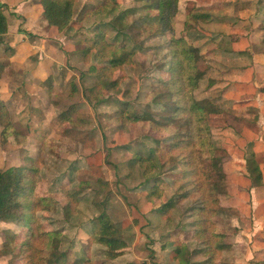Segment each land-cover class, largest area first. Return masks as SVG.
Wrapping results in <instances>:
<instances>
[{
  "label": "rangeland",
  "instance_id": "374dc122",
  "mask_svg": "<svg viewBox=\"0 0 264 264\" xmlns=\"http://www.w3.org/2000/svg\"><path fill=\"white\" fill-rule=\"evenodd\" d=\"M98 1L76 0V23L64 30L66 38L51 34L48 26L33 33L15 23L11 24L9 34L1 36L0 168H35L31 174L35 180L33 197L38 204L33 222L37 237L30 238L31 245L23 253L20 244L25 239L26 227H16L12 240L16 249L12 254L4 244L9 238L7 224L0 221V264H177L168 258V250L161 248V242H165L161 224L149 227L151 223L147 222L150 188L146 180L154 177L164 193L156 198L157 202L172 205L166 214L167 223L174 229L192 226L193 198L205 188L201 186L191 197L181 199L185 186L180 185L185 184L177 164L180 159H189L188 154H193V158L191 163L188 160L187 167L197 164L192 142L167 151L154 140L170 139V129L165 127L157 133L148 121H128L121 112L125 107L136 108L149 101L156 68L167 53L169 37L158 35L143 41L128 37L124 43L134 53L132 60L108 70L104 77H95L90 68L102 58L92 47L91 28L109 19L86 13ZM181 1L177 35L181 29L179 19H183L187 5ZM188 35L193 41L201 37H195L193 31ZM65 41L72 48L64 47ZM198 49L197 61L202 72L198 95L212 98L225 109V113L222 109L213 115L212 121L214 140L221 147L222 137L226 143L229 140L222 130L225 124L229 125V113H243L242 109L233 110V104L244 102L223 98L215 83L220 78H212L219 70L223 72L220 66L225 64L218 61L219 49L204 46L205 53ZM152 106L158 109V105ZM68 109L71 110L66 112ZM136 149L152 161V173L145 174L137 164L129 163ZM190 177L191 183H200L198 172ZM103 211L108 212L126 242L115 258L104 255L105 246L93 240L97 217ZM234 211L230 207L219 210L212 217L211 226L228 233ZM41 230L58 233L59 241L39 236ZM203 237L204 234L196 241L190 240L189 247H198ZM51 252L59 256L58 260ZM152 253L154 257L150 256ZM210 253L211 249L206 250L193 259L201 260ZM229 253L236 255L237 250Z\"/></svg>",
  "mask_w": 264,
  "mask_h": 264
},
{
  "label": "trees",
  "instance_id": "16d2710c",
  "mask_svg": "<svg viewBox=\"0 0 264 264\" xmlns=\"http://www.w3.org/2000/svg\"><path fill=\"white\" fill-rule=\"evenodd\" d=\"M40 1L42 13L53 28L62 31L73 25L76 0ZM180 2L181 0L98 1L87 13L95 17H109V19L101 20L91 28L92 47L95 46V52L102 60L92 65L90 69L95 72L93 74L95 77H104V73L108 70L132 60L134 53L128 50L124 43L127 39L135 40L136 38V41H143L153 36L168 35L166 44L168 54L164 53L159 67L156 68L157 76L153 78L149 101L136 108L132 105L125 107L121 112L128 121H148L157 133L165 127L170 129L172 131L170 139L156 137L154 140L155 144L161 145L167 151L171 152L175 148L192 142L197 164L194 167H187L189 162L191 163L193 154H188L189 159L183 161L180 159L177 162L181 167V180L183 179L185 184L180 185V188L185 186V191H181V199L191 197L190 195L201 186L205 188L200 196L193 198L190 207L193 218L190 231L196 238L204 234L201 240L204 245L201 253L212 250V253L197 260V263L212 264L216 255L229 247L223 242V234L210 223L212 217L225 207L222 201L229 191V179L224 169L225 155L221 153L225 149L216 144L212 132L213 115L220 113L223 108L212 98L198 95L202 76L197 61L199 49L188 34L193 30L199 31L200 22L231 19L226 14L215 12V8L228 5L225 1L209 6L194 1L188 7L182 22V30L177 35L176 18L180 11ZM262 3L264 4V0H259L257 4L262 5ZM260 28L264 30V19L261 21ZM6 31L7 19L0 7V34ZM152 104L158 105V109L155 110ZM129 163L137 164V167L145 174L152 173L154 170L152 161L139 149L134 151V156ZM34 170L33 167L20 165L6 169L0 168V221L7 224L6 232L9 238L4 244L10 247L9 252L12 254L16 249L12 240L17 234V226L22 225L27 229L25 239L20 244L21 253L28 250L31 245L30 238L37 237V227L33 226L34 210L38 204V200L33 197L35 180L31 172ZM247 170L253 185H260L263 182L260 159L255 155L247 159ZM196 172L200 176V183H191L193 180L190 175ZM151 180H156V177L146 181ZM177 180L180 178L178 177ZM151 195L159 199L163 197V186L155 184ZM170 206H172L170 202H162L160 208L166 210ZM97 218L98 226L93 234V240L105 246L104 255L115 258L126 246V242L108 212L103 211ZM38 235L59 241L58 233L53 231L41 230ZM51 253L58 260L59 256ZM178 253L188 254V249L183 243Z\"/></svg>",
  "mask_w": 264,
  "mask_h": 264
},
{
  "label": "crops",
  "instance_id": "0c3cea01",
  "mask_svg": "<svg viewBox=\"0 0 264 264\" xmlns=\"http://www.w3.org/2000/svg\"><path fill=\"white\" fill-rule=\"evenodd\" d=\"M183 1L187 5L183 19H179L181 22L180 31L186 11L192 2L196 1L204 6L223 1L228 3L223 8H215V12L226 14L231 20L200 22V30H193V32L195 37L199 35L201 37H197L193 43L200 48L201 53H205L204 46L207 49H219L221 54L218 61L225 64L220 66L223 72L219 70L212 74V78H220L217 79L219 82L215 83H217V87L220 86L223 98L244 102L233 104V110L242 109L243 113L230 112L231 119L227 122L229 125L225 124L223 129L220 128L224 130L225 136H229L227 143L223 141L226 139L225 137L221 138L223 144L221 147L225 149L221 152L225 155L224 169L229 179V191L222 203L225 207L233 208L235 211L229 224L230 226L233 224V230L228 228L227 233L219 228L216 229L223 234V242L229 247L217 255L214 263L264 264V30L260 28L261 21L264 19V7L257 4L259 0ZM0 7L7 19V31L0 34V39L1 36L10 33L11 24L14 23L33 33L48 26V31L51 34L66 38L65 29L58 31L49 25L42 13L40 0H0ZM10 16L15 18L11 19ZM75 23L76 20L72 26ZM23 35L27 38L26 34L23 33ZM199 39L202 41L200 42ZM210 41L211 45H209ZM64 44L66 45L64 47L72 48L70 42L67 41ZM221 51L227 52V54H223ZM227 62H230V65H227ZM218 74L223 76L219 77ZM222 113H225V109ZM251 155L260 159V168L263 174V182L260 185H253L248 177L247 159ZM155 181L158 180L147 182V186L150 188V192H148L149 211L147 209V214H150L149 218L151 219V221L150 219L147 221L151 223L149 227L154 223L155 225L161 224L163 228L161 230H164L162 235L167 242L166 244L161 242V248L168 250L169 259L176 261L177 264H198L197 260L193 258L196 255H201L202 247L199 246L204 247L203 243L199 241V246L191 249L188 242L196 241V237L190 231L192 226L188 224L187 228L174 229L175 227L167 223L168 209H161L162 203L157 202V199L151 195L152 188L156 184ZM182 243L188 249V254L180 255L178 253ZM235 250H237L236 255H230L232 253L229 252ZM150 256L154 257V254L152 253ZM156 256H158L157 253Z\"/></svg>",
  "mask_w": 264,
  "mask_h": 264
}]
</instances>
